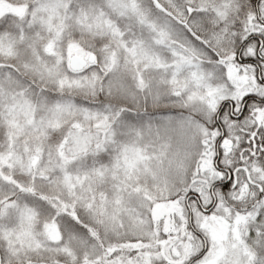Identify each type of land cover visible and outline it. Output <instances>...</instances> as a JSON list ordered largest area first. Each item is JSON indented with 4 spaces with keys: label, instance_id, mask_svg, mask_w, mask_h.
Here are the masks:
<instances>
[{
    "label": "rangeland",
    "instance_id": "obj_1",
    "mask_svg": "<svg viewBox=\"0 0 264 264\" xmlns=\"http://www.w3.org/2000/svg\"><path fill=\"white\" fill-rule=\"evenodd\" d=\"M7 1L21 14L14 26L15 31H19L21 35L13 37L18 34L10 30L8 20L7 27L0 31V107L2 114L11 120L10 132L14 136L10 156L3 158L4 162L11 164L17 161L28 165L32 160H40L46 149V137L42 136L46 129L53 128L54 125L53 129L59 127L65 138H68V155L95 156L108 147L114 138L113 123L120 127L123 115L119 113L117 119L112 117L114 120H110L102 110L107 108V104H97L94 107L101 109L100 112L88 113L81 120L76 112L81 111V107L76 108L79 104L76 101L78 96L87 97L88 103L92 104L96 102L93 101L96 95L103 93L105 102L110 103L108 100H112L116 105L141 110L145 106L144 100L140 101L139 98L149 87L164 84L174 93H181L183 102L176 106L180 109L188 106V111L184 110L186 112L176 114L174 118L161 114L155 119L145 112L139 115L135 110L133 120L138 125L132 132L134 140L126 142L123 145L125 149L120 151L123 155V162L120 164L131 175L121 186L130 187L129 197L141 199L139 203L133 204L140 211H135L134 218L125 223L127 218L124 219V214L117 213L116 216L113 207L108 210L101 202L105 195L99 192V188L96 192L95 188H91L84 201H78L81 196H77L75 191L80 188V184L75 182L63 188L67 193L64 191L59 197L61 207L68 211L81 210L83 214L90 216L86 217L89 221L96 223L92 228L93 233H97L98 238L105 239L104 253L96 256L97 264H137L139 261H134L132 256L136 251L144 252L146 249L150 250V254L141 259L140 263L149 264L154 261V264H185L190 257L193 260L197 258L196 252L203 246L204 232L208 233L209 243L215 242L207 264H218L225 257L240 261L241 251H233V234L229 232L228 221L220 215L208 216L199 225V231H196L189 219L188 197L190 190L196 188L203 193L208 205L219 200L221 205L227 206L218 191L214 190L218 193L216 195L210 193L221 176L220 172H216L214 160L217 155L215 141L221 131H210L208 125L215 122L214 115L220 104L228 99L240 101L246 94L258 89L249 75L242 74L236 65L231 64L229 68L234 73L229 74L228 70L230 78L227 76V79L232 83L226 84L222 69L219 65L210 63L205 51L211 39L214 43L210 45H214L219 53H225L230 59L232 50L227 46L232 43L224 39V34L234 26L237 19L244 23L246 29L255 30L250 16L245 19L248 13L241 7L242 1L159 0L178 20L186 23L184 26L189 31L192 29L195 34L202 33L205 44L198 43L187 30L174 24L152 0ZM191 10L195 13L190 15ZM211 14H214L213 18ZM201 18L206 26L201 23ZM73 24L85 28L86 32L109 33L111 44L105 55L107 72L118 73L123 84L120 92H110L107 85L102 87L100 80L104 79L103 76L99 79H89L85 75L80 79L72 78L52 65L64 64L70 68V59L74 55L85 62L86 69L97 62L98 59L87 48V42L72 38L70 45H63V38L69 37L67 32ZM29 28L33 30L31 33H38L37 41L24 35L29 34ZM235 29L238 30L239 27ZM128 33L130 35L126 36ZM41 42L43 47H52L56 53L67 51L64 62L62 63L60 55L54 62H46L45 59L40 60V56L33 55L30 45H39ZM123 49L124 52L127 49L126 54L133 64L128 83L123 80V71L119 69V64L122 63L120 60L125 59ZM3 64L6 66H2ZM170 68L171 78L166 85L160 71L166 72ZM43 97L45 99L42 100ZM128 99L130 102L126 101ZM46 102L54 104V109L49 110ZM120 108L127 110L121 106ZM256 117L254 113V119L249 117L247 121L237 122L224 118L225 128L235 125L244 130L248 124L255 127ZM154 119L160 127L170 124L175 126L177 135L164 128L155 130ZM144 126H149L151 130L147 127L142 130ZM225 128H222L225 135L222 147L226 153L231 148L238 150L239 136L236 138L237 143L232 136L233 128ZM158 138L160 139L157 140ZM142 140L145 144L140 143ZM246 140L245 137L243 142ZM177 142L196 147L198 151V164L187 177L176 176L171 171ZM17 152L20 160L15 159ZM226 162L228 163H224ZM249 164L252 167V179L264 186V167L258 161H249ZM115 209L119 211L118 208ZM133 222L138 232L134 233V229H130ZM194 232L197 237L195 246ZM137 236L139 237L135 238ZM132 239L134 243L130 244Z\"/></svg>",
    "mask_w": 264,
    "mask_h": 264
},
{
    "label": "trees",
    "instance_id": "obj_2",
    "mask_svg": "<svg viewBox=\"0 0 264 264\" xmlns=\"http://www.w3.org/2000/svg\"><path fill=\"white\" fill-rule=\"evenodd\" d=\"M224 1L231 2V0ZM240 1H242L241 7L243 6L245 10L247 0H239V3ZM152 2L155 3L164 14L169 16L175 22L174 24H177L179 28L185 29L189 34H192L195 41L204 43L202 40L204 35L202 33L195 34L191 27L189 31L184 26L186 23L178 20L173 13L170 12L168 7L165 6V8L159 3V0H152ZM189 12L190 15L195 13L193 10ZM0 14L3 15H0V31L7 27V20L10 24V30L15 31L14 26L17 19L21 17L19 10H16L11 2L0 0ZM200 15L202 16V14ZM211 16V18H213L214 14H211ZM200 21L205 25L203 18H201ZM121 22H125V20H121ZM209 23L212 22L209 21ZM240 25L241 23L238 19L235 20L234 26L226 30L227 33L225 34L227 35L224 34V39L232 43L227 46L229 50L233 51V37L236 35L234 29L238 28ZM122 26H124V24H122ZM126 29L131 30V28H125V30ZM29 30V34L24 35L37 41L38 33H31L33 30L30 28ZM15 33L18 34L13 36L15 38L21 35H19V31L18 33L15 31ZM67 33L69 37L63 38V45H70L73 39L83 40L87 42V48L90 53L97 59L98 55L101 53H103L105 57L111 44L107 31L86 32L85 28L73 24ZM130 33L126 34V36L130 35ZM213 46L214 45L211 46L209 44L207 45V49L210 48L212 52H218L216 47ZM30 47L33 55L36 54V56H40V60L45 59L46 62L52 60L54 62V60L58 59V55H60L63 63L65 59L64 55H68L67 51H65V53H56L52 47L46 49L42 46V42L39 45H30ZM128 48H130V45H128ZM126 50L125 52L124 49L122 50L125 59L122 58L120 60L122 63L119 64V69L121 72L123 71L122 77H125L123 80L128 83L133 64L128 54H126ZM205 53L210 63L216 64L210 52L206 50ZM167 63H169V60ZM96 64L97 62H95L94 65ZM52 65L60 68V72L72 78L75 77L80 79L85 71H92L90 67L87 69L85 68V62L80 71H68L70 68L64 64L58 66L52 63ZM2 66L6 65L3 64ZM228 70L230 71L229 74L234 73L233 70L231 71V68H228ZM171 71L172 68L166 72L160 71V74H163L166 85L171 78ZM77 73H79V75H77ZM159 78L161 79V77ZM228 78L230 77L228 76ZM64 97L68 99L66 95ZM182 97L181 93H174L172 89L166 88L164 84L149 87V90L139 98L140 101L141 99L144 100L145 108L137 110L132 106L126 107L122 104L116 105L115 101L112 100H108L110 103L105 102L103 93H98L93 100L96 102L92 104L88 103L89 100L87 97L78 96L76 101L79 104L76 108L81 107V111L76 112L79 114L78 118L81 120H84L88 113L97 114L100 112L101 109H96L94 107L97 106V104L102 106L107 104V106H105L107 108H102V110L107 113V116H105L110 118V120H114L112 117L117 119L119 113L123 115V119L119 122V124H121L120 127L113 123L112 129H114V138L111 140L108 147L99 151L95 156L68 155V147H66L68 138H65L66 136L59 127L53 129L55 128L54 125L53 128L50 127L46 129L42 136L46 137V149L43 157H41L40 160H32L28 165L25 162L22 164V162L18 163L17 161L6 164L3 160V158L10 156L14 136L11 135L10 132L11 128L9 122L11 120L8 119L4 113L2 114V107H0V264H97L96 256L101 252L104 253L105 239L98 238L97 233H93L92 228L96 223L86 218L90 217L88 214H83L81 210L68 211L61 207L59 197L65 191L63 188L66 187V185H72V182L78 185L80 184V188L75 191L77 196H81L78 201H84L86 196L91 192V188H95V192L96 189L99 188V192L105 195V197H103L104 200L101 201L104 206L108 210L113 207L116 216L117 213H120L119 215L124 214V219L127 218L125 223L131 221L134 218V212L136 211L138 213V211H140V209L136 208L133 204L139 203L141 199L129 197L128 190L130 187L121 186L131 175L125 167L120 164L123 160V155L120 151L125 149L123 145L126 142L134 140L132 132L138 123L133 120V115L138 111L139 115L145 112L146 115H153L155 119L161 114L170 115L174 118L176 114L182 115L184 112L188 111V106H184V109H180L179 106H176V104L179 105L180 102H183V100L181 101ZM145 98H147V100ZM41 99L43 100L45 98L43 97ZM126 101L130 102L129 99ZM121 102L123 103L124 101L121 100ZM46 105L45 106L49 110L54 109V104L46 102ZM120 106L127 110H121ZM221 106L222 104L216 109L214 117ZM76 108L74 110H76ZM255 114L257 116L255 127L248 124L244 127V130L242 129L243 131L239 126L235 125L226 127L229 129L233 128L232 136L234 139L239 136L238 139L240 142L238 150L231 148L230 152L228 151L226 153V150L223 148L225 161H228L225 165L231 166L229 174L234 175L236 179V185L231 198L224 196L222 190L217 189L215 185L211 189L213 192H210L212 195L220 193L224 204L231 207L232 210H235L237 206L250 208L252 206L251 201L255 197V190L264 188L262 183L252 179L250 170L252 167L249 164V161H258L260 166L262 165L264 167V136L260 134V129H264V110L258 109ZM155 119V130H162L164 128V130L167 131H174V135H177L175 126L170 124L166 127L163 125L160 127L158 121ZM226 119H228L227 116H225V120ZM176 122L180 123L181 121ZM204 126L206 127L205 124ZM145 127L151 130L149 126L140 128L144 130ZM208 129H211V125H208ZM218 130L220 131L222 129L220 128ZM248 130L251 132H248ZM228 132L229 130L227 133ZM246 132H248V134H246ZM245 137L247 140L243 142ZM159 139L160 138L157 140ZM238 139H236V142ZM140 143L145 144V141L142 140ZM144 147L145 145L142 148ZM15 159L20 160V154L18 152L15 153ZM216 172L219 171L216 170ZM32 173L36 174L34 175ZM107 176H109L110 179H108ZM214 190L218 191V193ZM115 207L119 209L118 212ZM141 222L143 221H140V223ZM134 226L135 222H133V226H131L130 229H134V233L138 232L139 230ZM125 228L128 229L127 227ZM130 229L128 230L130 231ZM138 237L139 236L135 238ZM133 241L134 239L130 241V244L134 243ZM191 258L192 257H190L185 264H194L197 258L194 260ZM132 259L134 260V256H132ZM152 264H154V261Z\"/></svg>",
    "mask_w": 264,
    "mask_h": 264
},
{
    "label": "snow or ice",
    "instance_id": "obj_3",
    "mask_svg": "<svg viewBox=\"0 0 264 264\" xmlns=\"http://www.w3.org/2000/svg\"><path fill=\"white\" fill-rule=\"evenodd\" d=\"M246 9L248 15L245 19L250 16L255 30L246 29L244 23H241L238 30L234 29L236 35L233 37V51L230 59L225 53L212 52L210 48L206 50L210 52L213 60L222 69L226 84L232 83L227 79L229 65H236L242 74H247L254 80L258 91L248 93L240 101L226 100L218 109L216 113L218 118L211 125L210 131L225 127V116L228 119L247 121L249 117L254 119V113L258 109L264 110V0H247ZM213 43L214 41L209 39V44ZM221 46H223V41ZM90 68L92 71H85L83 75L89 79L93 77L99 79L103 76L104 79L100 80V84L102 87L107 85L110 92H120L123 89L118 73L116 71L107 72V58L104 57L103 53L98 55L97 64L90 65ZM68 71L72 70L68 69ZM145 99L147 100V98ZM260 134L264 136V129H260ZM224 139L225 135L221 134L215 141L217 152L215 163L217 170L221 173L215 187L222 190L224 196L231 198L236 179L234 175H229L231 166H226L224 163L225 156L222 147ZM188 201L190 204V223L196 231H199V225L208 216L220 215L229 223V232L233 234V251L240 250L242 259L235 261L225 257L218 261V264H264V188L255 190V197L251 201L252 206L250 208L237 206L234 211L229 206L221 205L219 200L208 205L203 193L196 188L190 190ZM202 235L203 246L199 247L196 252L197 259L194 264H207L215 243L214 241L208 242L207 232ZM193 237L195 246V239H197L195 232Z\"/></svg>",
    "mask_w": 264,
    "mask_h": 264
},
{
    "label": "clouds",
    "instance_id": "obj_4",
    "mask_svg": "<svg viewBox=\"0 0 264 264\" xmlns=\"http://www.w3.org/2000/svg\"><path fill=\"white\" fill-rule=\"evenodd\" d=\"M198 164V151L196 147L186 146L177 142L173 151L171 171L176 176L187 177Z\"/></svg>",
    "mask_w": 264,
    "mask_h": 264
},
{
    "label": "water",
    "instance_id": "obj_5",
    "mask_svg": "<svg viewBox=\"0 0 264 264\" xmlns=\"http://www.w3.org/2000/svg\"><path fill=\"white\" fill-rule=\"evenodd\" d=\"M70 61H71L70 62V69L72 71H80L83 68V66H84L83 60H81L77 56H73V58H71Z\"/></svg>",
    "mask_w": 264,
    "mask_h": 264
},
{
    "label": "crops",
    "instance_id": "obj_6",
    "mask_svg": "<svg viewBox=\"0 0 264 264\" xmlns=\"http://www.w3.org/2000/svg\"><path fill=\"white\" fill-rule=\"evenodd\" d=\"M149 254H150V250L148 249H146L144 252H141V250L139 252L136 251V254L133 255L134 260L139 261L137 264H148V263H140V262H141V259H143L144 257L146 258V256H149ZM149 264H152V263L150 262Z\"/></svg>",
    "mask_w": 264,
    "mask_h": 264
}]
</instances>
